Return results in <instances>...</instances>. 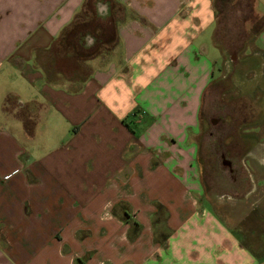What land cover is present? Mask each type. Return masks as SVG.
I'll return each mask as SVG.
<instances>
[{"label": "crops", "instance_id": "crops-1", "mask_svg": "<svg viewBox=\"0 0 264 264\" xmlns=\"http://www.w3.org/2000/svg\"><path fill=\"white\" fill-rule=\"evenodd\" d=\"M243 10L259 26L230 53L215 37ZM54 64L73 71L53 80ZM216 86L264 119V0H0V264H264V224L234 229L201 199L196 136ZM57 119L65 142L36 153ZM40 170L66 183L51 211L15 184Z\"/></svg>", "mask_w": 264, "mask_h": 264}, {"label": "rangeland", "instance_id": "rangeland-1", "mask_svg": "<svg viewBox=\"0 0 264 264\" xmlns=\"http://www.w3.org/2000/svg\"><path fill=\"white\" fill-rule=\"evenodd\" d=\"M233 18L237 22L234 25L231 38L224 37L221 32L220 35L218 34L215 37H220V41L228 47L227 51L230 53L239 48L237 40L240 39L238 36L235 39L239 31L242 30V35L246 36L248 31L255 30L258 25L255 16L245 10L242 13H235ZM227 60L231 65V60ZM54 66L55 69L50 72L52 73L50 77L53 80L57 75V70L63 74L73 71L72 64L61 67L59 64H54ZM250 107L248 100L244 101V99L236 97L233 86H228L227 89L218 86L211 87V91L206 93L203 103L202 129L196 136L199 146V177L203 190L201 199L207 201L208 206L230 227L239 229L243 225L244 230L250 227L258 228L264 224V218L258 219L261 215L258 214L259 209H262L260 206L264 202L257 204L258 208L253 212L251 211V207H253L252 205L257 198L264 195V181L259 182V185L256 181L258 174H261L258 173L260 170L257 164L263 153L261 148H264V119H254L255 116L252 115ZM25 108L27 107L18 108L20 118L24 114L26 116L27 110L25 111ZM34 110V106L29 105L28 113L31 114ZM220 117L223 119V123L218 121L215 125L209 124V118ZM250 121L253 122L250 123ZM256 121L260 123V132H255L258 129H242L243 126L255 125ZM37 130L38 134L34 139V145L35 152L40 155L57 151L56 148L65 142L69 134V129H64L59 119L56 120L54 125ZM26 132L31 134V129ZM25 136L27 140L32 138V134L30 137ZM18 137H20V140L23 139L20 135ZM30 143L29 145H31ZM24 145L25 149L20 154L21 161L31 158L33 153L32 147L30 148L26 143ZM26 146H28V149H26ZM221 154L224 156L222 157ZM224 159L233 163V173L230 172V166L223 164ZM22 169L29 183L36 182V177L26 166ZM39 175H41V180L34 187H29L23 182V179L15 180V184L20 191L31 197L34 209L38 211L48 209L51 211L58 206V197L65 193L66 183L55 177L56 175H48L41 170Z\"/></svg>", "mask_w": 264, "mask_h": 264}, {"label": "water", "instance_id": "water-1", "mask_svg": "<svg viewBox=\"0 0 264 264\" xmlns=\"http://www.w3.org/2000/svg\"><path fill=\"white\" fill-rule=\"evenodd\" d=\"M219 120H220L219 118H213V119H211V123L212 124H216ZM223 164L230 166L231 165V161H229L227 159H224L223 160Z\"/></svg>", "mask_w": 264, "mask_h": 264}, {"label": "flooded vegetation", "instance_id": "flooded-vegetation-1", "mask_svg": "<svg viewBox=\"0 0 264 264\" xmlns=\"http://www.w3.org/2000/svg\"><path fill=\"white\" fill-rule=\"evenodd\" d=\"M221 120H222V119H221ZM222 121H223V120H222ZM221 156H224V155H223V154H221ZM232 166H233V163H231V165H230V168H231L230 172H232V173H233V172H234V169H233V167H232Z\"/></svg>", "mask_w": 264, "mask_h": 264}, {"label": "trees", "instance_id": "trees-1", "mask_svg": "<svg viewBox=\"0 0 264 264\" xmlns=\"http://www.w3.org/2000/svg\"><path fill=\"white\" fill-rule=\"evenodd\" d=\"M75 30V29H74ZM125 121V120H124Z\"/></svg>", "mask_w": 264, "mask_h": 264}]
</instances>
